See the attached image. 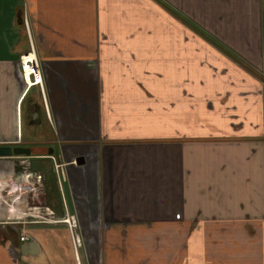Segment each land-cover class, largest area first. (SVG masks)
I'll use <instances>...</instances> for the list:
<instances>
[{
	"label": "crops",
	"instance_id": "0c3cea01",
	"mask_svg": "<svg viewBox=\"0 0 264 264\" xmlns=\"http://www.w3.org/2000/svg\"><path fill=\"white\" fill-rule=\"evenodd\" d=\"M262 5L0 0V146L52 212L0 222V264H264Z\"/></svg>",
	"mask_w": 264,
	"mask_h": 264
},
{
	"label": "built area",
	"instance_id": "2783aa9c",
	"mask_svg": "<svg viewBox=\"0 0 264 264\" xmlns=\"http://www.w3.org/2000/svg\"><path fill=\"white\" fill-rule=\"evenodd\" d=\"M29 56V54L21 56L20 66L25 79L32 77L33 82L28 83L32 86L40 81V74L36 61ZM58 168L56 167L55 171L58 185L61 187V178L64 179V174L58 171ZM43 187V175L29 169L26 157H0V222L24 225L32 223L28 222L29 218L42 223L51 221L52 218L49 216L52 212L39 201ZM63 222L70 231L72 245L77 252L81 247V241L76 234V220L74 216H67ZM19 240L20 242L28 240L26 233H22ZM77 264H80L79 261Z\"/></svg>",
	"mask_w": 264,
	"mask_h": 264
},
{
	"label": "water",
	"instance_id": "95a60500",
	"mask_svg": "<svg viewBox=\"0 0 264 264\" xmlns=\"http://www.w3.org/2000/svg\"><path fill=\"white\" fill-rule=\"evenodd\" d=\"M39 116V114H38ZM49 154H52V150L49 151ZM31 155V150L26 147H21V146H0V157H10V156H27L29 157ZM75 161V163L79 164V159L78 157L72 159ZM82 164H84L82 162ZM80 165V164H79Z\"/></svg>",
	"mask_w": 264,
	"mask_h": 264
},
{
	"label": "rangeland",
	"instance_id": "374dc122",
	"mask_svg": "<svg viewBox=\"0 0 264 264\" xmlns=\"http://www.w3.org/2000/svg\"><path fill=\"white\" fill-rule=\"evenodd\" d=\"M263 6V5H262ZM262 12H264V6L262 7ZM32 59H34L35 61H36V59L35 58H32ZM37 63V62H36ZM38 65V64H37ZM38 70H39V66H38ZM39 74H40V72H39ZM23 80H24V82H25V84H26V86L28 87V86H30L29 84H31L32 82H33V79H32V77L31 76H29V77H27L26 79H25V76L23 75ZM29 83V84H28ZM41 83V74H40V81L38 82V83H35L36 85H39ZM28 84V85H27ZM35 84H33V85H35ZM32 85V86H33ZM19 110H20V107H19ZM22 134L25 136L26 134H27V127L26 126H24L23 125V127H22ZM19 146V145H18ZM21 147H24V146H21ZM27 148V147H26ZM30 149V148H29ZM19 157H26V161L28 162V159L29 158H31L30 156L29 157H27V156H19ZM52 159H54L53 157H52ZM50 161H52L53 162V160H50ZM56 167H59L58 168V171H60V167H61V165L60 164H55V166H52V168H54V174H56ZM29 169L30 170H33V168L29 165ZM53 170V169H52ZM61 172V171H60ZM64 174V173H63Z\"/></svg>",
	"mask_w": 264,
	"mask_h": 264
},
{
	"label": "flooded vegetation",
	"instance_id": "af4514ba",
	"mask_svg": "<svg viewBox=\"0 0 264 264\" xmlns=\"http://www.w3.org/2000/svg\"><path fill=\"white\" fill-rule=\"evenodd\" d=\"M16 146H18V145H12V147H16ZM19 146H21V145H19ZM78 159H79V162L84 160V159L81 158V157H78ZM83 163H84V162H83Z\"/></svg>",
	"mask_w": 264,
	"mask_h": 264
},
{
	"label": "trees",
	"instance_id": "16d2710c",
	"mask_svg": "<svg viewBox=\"0 0 264 264\" xmlns=\"http://www.w3.org/2000/svg\"><path fill=\"white\" fill-rule=\"evenodd\" d=\"M50 173V172H49ZM52 175H53V172H52Z\"/></svg>",
	"mask_w": 264,
	"mask_h": 264
}]
</instances>
